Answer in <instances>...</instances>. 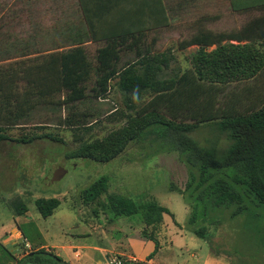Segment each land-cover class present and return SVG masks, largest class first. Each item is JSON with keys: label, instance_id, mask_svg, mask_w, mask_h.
<instances>
[{"label": "rangeland", "instance_id": "1", "mask_svg": "<svg viewBox=\"0 0 264 264\" xmlns=\"http://www.w3.org/2000/svg\"><path fill=\"white\" fill-rule=\"evenodd\" d=\"M77 6V0H0V66L24 59H5L19 56L22 45H27L31 53L34 49L49 50L53 43L62 42V36L56 34L54 28L60 30L78 24L81 20L76 13ZM256 15L246 14L245 23ZM103 45V42L85 45L92 62L96 49ZM253 45L256 50L260 49L256 43ZM140 47L143 52L144 46L140 44ZM161 49H156L154 54ZM206 49L186 48L180 52L174 43L168 45L165 50L174 55L159 76L162 85L157 88L172 86L181 73L197 68L202 70L205 84L218 83L223 92L219 95L221 100L244 86L255 85L250 77L254 71L246 69L242 74L231 66L233 62H226L227 59L215 50L208 52ZM133 53L134 49H122L116 68L131 64ZM202 58L205 64L200 66L199 59ZM97 78L96 71L92 70L85 82L87 97L75 104H42L14 125L0 122V134L6 138L0 141V264H16L24 255L27 248L20 239L16 240L17 230L26 237L28 246L45 244L52 248L64 238L71 240L69 236L82 229V219L101 218L104 213H111L109 195L130 198L138 205L153 202L167 210L168 213L160 215L168 227L158 237L167 242L172 239L173 244L171 249L169 244L164 245L157 256L166 264L179 262L174 249L179 240L187 243L189 249H195L198 256L195 261L199 264H264V206L233 219L228 217V212L215 214L213 218L223 219L222 223L207 226L206 240L187 229L181 235L178 233L179 226L186 227L189 207L174 193V190H183L187 181L186 168L175 154H155L147 143L133 145L129 142L119 156L106 163L79 156L70 158L69 153L74 150L102 153L120 148L123 139L142 124L139 109L155 94L150 90L137 96L128 95L121 91L118 78H115L110 81L107 94L95 98L91 88ZM73 111L85 116L76 126L67 127L63 119ZM190 136L203 146L215 147L219 155L229 144L225 134L214 124L202 125ZM58 169L65 174L53 182V174ZM102 176L108 178L106 193L90 204L82 203L81 192ZM16 197L27 207L26 215L20 221L6 204ZM40 197L60 201L52 215L45 219L34 205ZM121 219L125 222L122 225L135 226L142 221V216ZM173 222L178 226L174 227ZM113 224L116 228L117 224ZM145 233L150 231L147 229ZM190 253L183 251L179 255L186 258ZM136 255L142 257L141 253Z\"/></svg>", "mask_w": 264, "mask_h": 264}, {"label": "trees", "instance_id": "2", "mask_svg": "<svg viewBox=\"0 0 264 264\" xmlns=\"http://www.w3.org/2000/svg\"><path fill=\"white\" fill-rule=\"evenodd\" d=\"M77 2L83 9L81 0ZM229 3L233 11L257 15L236 31L214 34L199 30L181 41L178 47L183 50L197 45L202 50L215 45V53L227 59L226 62H233L234 69L242 74L246 69L254 71L250 77L255 85L244 86L221 100L219 95L223 92L218 83L205 84L202 70L197 68L181 73L172 86L158 89L162 85L159 80L162 67L168 63L165 53L154 54L150 47L142 52L138 43L142 33L136 36L99 35L83 15L87 29L79 23L60 30L55 27V33L63 40L53 43L51 49H34L30 53L27 45H22L19 56L5 58L24 59L0 66V122L14 125L39 105L75 104L85 99V82L92 70L98 75L91 88L95 98L106 95L110 81L115 78H118L121 91L128 95L154 91L155 94L139 109L142 124L123 139L120 148L102 153L74 150L69 156L106 163L119 156L129 142L133 145L147 143L155 154H175L187 171L184 189L174 190L189 207L186 229L206 240L207 226L222 223L223 219L213 218L215 214L228 212V217L233 219L264 206V0H229ZM226 40L245 41L246 44L222 46ZM87 42L104 43L96 49L94 62L87 52ZM254 43L260 49L256 50ZM125 47L135 48L138 60L117 69L120 52ZM199 60L200 66L205 64L204 58ZM136 67H140V73ZM60 95L62 97L56 99ZM84 116L73 111L63 119V124L76 126ZM206 124H214L229 141L220 155L215 147L203 146L190 136L195 129ZM5 139L0 134V141ZM107 183L108 178L102 176L90 184L80 194L82 203L90 204L106 193ZM6 204L14 217L27 212L25 203L17 197ZM34 205L45 219L52 215L60 201L40 197ZM108 206L114 216L141 215L145 226L143 235L154 242L155 250L158 248L152 233H145V230L160 221V213H168L167 210L153 202L138 205L119 195H109ZM16 264L69 263L41 248L24 254Z\"/></svg>", "mask_w": 264, "mask_h": 264}, {"label": "crops", "instance_id": "3", "mask_svg": "<svg viewBox=\"0 0 264 264\" xmlns=\"http://www.w3.org/2000/svg\"><path fill=\"white\" fill-rule=\"evenodd\" d=\"M81 2L83 9L78 3L76 13L80 17L79 25L83 29H87L83 20L85 15L99 35L135 34L136 36L142 33L138 40L141 46L152 48L153 53L156 49L162 48L157 50L158 54H166L168 63L162 67V72L174 55L173 52L165 50L168 45L174 43L177 50L183 52L186 49L181 50L178 46L184 37L189 38L199 30L214 34L227 33L229 29L239 30L245 24V15L248 14L233 11L229 0H81ZM186 21L187 24H185ZM86 44L96 43L87 42ZM226 44L239 47L244 46L246 42L226 40L222 46ZM198 48L197 45L187 47V49ZM133 49L135 53H133L132 63L138 60L137 50ZM215 49L216 46L213 45L207 47L206 51ZM136 70L138 73L141 72L140 67H136ZM25 215L26 213L15 218L20 221ZM121 218L111 213H104L101 218L82 219V229L71 234L69 236L71 240L64 238L60 244L52 248L45 244L38 247L28 246L26 237L18 230L15 236L16 240L20 239L27 248L24 254L42 248L69 264H107L112 258L142 264H166L161 258H157L163 251L164 245L169 244L168 248L171 249L173 244L172 239L167 242L168 240L162 241L158 237V234L162 235L168 227L163 223V219L148 227L158 244L155 250L154 242L143 235L145 226L142 221L135 226L127 223L124 226L122 224L125 222H121ZM23 222L29 221L23 220ZM113 223L117 224L116 228H113ZM176 225L177 223L173 222V226ZM185 229L186 227L179 226L178 233L183 234ZM2 243H5V240ZM187 246V243L180 240L174 246L177 251L175 255L179 258V262L175 264H199L195 261L198 259L195 249H189ZM183 251L191 253L186 258H180L179 254ZM137 253H141L142 257H138ZM152 253H154L153 257L147 260Z\"/></svg>", "mask_w": 264, "mask_h": 264}, {"label": "built area", "instance_id": "4", "mask_svg": "<svg viewBox=\"0 0 264 264\" xmlns=\"http://www.w3.org/2000/svg\"><path fill=\"white\" fill-rule=\"evenodd\" d=\"M134 261H125V260H121L119 258H112L110 260H108L107 264H124V263H133Z\"/></svg>", "mask_w": 264, "mask_h": 264}, {"label": "water", "instance_id": "5", "mask_svg": "<svg viewBox=\"0 0 264 264\" xmlns=\"http://www.w3.org/2000/svg\"><path fill=\"white\" fill-rule=\"evenodd\" d=\"M64 174H65V172L62 171L61 169L56 170L55 173L53 174L51 181L54 182V181L60 180Z\"/></svg>", "mask_w": 264, "mask_h": 264}]
</instances>
